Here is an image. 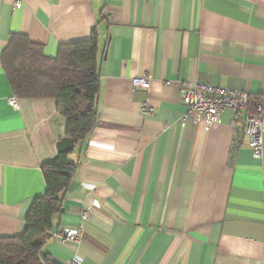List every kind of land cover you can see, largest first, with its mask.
I'll return each instance as SVG.
<instances>
[{
    "label": "crops",
    "instance_id": "crops-1",
    "mask_svg": "<svg viewBox=\"0 0 264 264\" xmlns=\"http://www.w3.org/2000/svg\"><path fill=\"white\" fill-rule=\"evenodd\" d=\"M15 2L0 0V237L23 234L66 134L55 99L9 104L3 52L22 33L56 57L96 30L98 119L69 156L77 170L44 253L57 264H264V156L240 134L243 114L225 110L207 129L184 119L180 95L197 81L264 98V0ZM136 76L150 87L134 88ZM84 210L82 238L64 241Z\"/></svg>",
    "mask_w": 264,
    "mask_h": 264
},
{
    "label": "trees",
    "instance_id": "trees-1",
    "mask_svg": "<svg viewBox=\"0 0 264 264\" xmlns=\"http://www.w3.org/2000/svg\"><path fill=\"white\" fill-rule=\"evenodd\" d=\"M99 37L62 44L56 57L44 54L43 46L22 33L12 35L2 64L14 95L19 98H51L66 121V134L57 143V156L42 165L46 192L34 199L22 235L0 237V264H57L43 247L51 236L54 217L78 164L69 159L98 119L101 91ZM252 101L264 98L251 96Z\"/></svg>",
    "mask_w": 264,
    "mask_h": 264
},
{
    "label": "built area",
    "instance_id": "built-area-1",
    "mask_svg": "<svg viewBox=\"0 0 264 264\" xmlns=\"http://www.w3.org/2000/svg\"><path fill=\"white\" fill-rule=\"evenodd\" d=\"M21 0H16L15 6L21 7ZM134 88H149L151 85L150 76H136L132 78ZM182 100L187 106L184 113V119L190 117L194 122H202L209 129L215 123L220 121L221 114L225 110H232L240 116L241 120L240 134L247 138V145L250 147L253 156L261 159L264 156V102L252 101L251 94L245 90L221 87L211 83H202L197 81H185L180 90ZM9 104L18 108V97L11 95L8 98ZM144 112H151L152 107L144 106ZM235 146L240 145V139L237 138ZM89 210L82 212L81 222L75 229L67 230L63 240L75 241L82 238L84 234V221L89 217ZM70 264H81L76 260Z\"/></svg>",
    "mask_w": 264,
    "mask_h": 264
}]
</instances>
